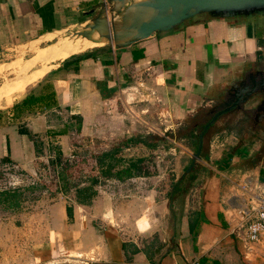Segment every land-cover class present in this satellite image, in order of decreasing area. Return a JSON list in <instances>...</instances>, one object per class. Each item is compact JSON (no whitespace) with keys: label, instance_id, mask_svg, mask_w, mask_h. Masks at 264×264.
I'll use <instances>...</instances> for the list:
<instances>
[{"label":"crops","instance_id":"obj_1","mask_svg":"<svg viewBox=\"0 0 264 264\" xmlns=\"http://www.w3.org/2000/svg\"><path fill=\"white\" fill-rule=\"evenodd\" d=\"M102 1L0 0V51L35 42L29 47L34 59L16 64L17 76L0 85V103L27 85L36 86L33 95L53 92L51 102L8 108L5 120L0 118V158L31 175H36V160L52 157L49 144L59 146L62 158L69 156L70 134L111 142L131 136L136 123H142L153 126L155 136L157 123L182 124L203 110L206 122L214 99L246 72L264 69V30L258 35L260 24L250 14L217 18L207 13L129 45L97 48L78 61L75 71L63 67L62 60L49 67V60L69 57L82 48L53 49L58 41L46 47L36 44L52 39V31L83 22ZM139 49L142 55L132 59V51ZM38 63L41 66L35 68ZM97 81L104 83L106 97ZM131 88L142 98L166 91L160 95V114L146 117L150 108L137 103L133 117L129 111L133 106L120 102ZM48 109L55 117L48 116ZM75 116L80 117L77 132L75 126L69 130ZM165 138L166 147L159 143L165 139L156 140L153 147L137 142L124 146L122 155L127 160L145 159L146 154L159 156L161 150L177 151L173 165L155 163L152 170L142 165L146 174L101 180L88 203H77L74 193L55 191L52 217L40 228L39 243L32 244L33 231L24 233L34 257L45 264H264V243L245 241L230 230L237 219L235 209L243 204L239 183L264 188L263 125L245 120L239 110L218 116L203 134L201 159L187 186H181L183 178L176 180L192 152L180 147L175 136ZM34 141L40 143L39 152ZM174 182L178 187L174 192L173 187L170 202ZM66 205L71 207L69 215ZM0 236L15 242L8 234ZM57 255L65 262H51ZM0 264L8 262L1 256Z\"/></svg>","mask_w":264,"mask_h":264},{"label":"rangeland","instance_id":"obj_2","mask_svg":"<svg viewBox=\"0 0 264 264\" xmlns=\"http://www.w3.org/2000/svg\"><path fill=\"white\" fill-rule=\"evenodd\" d=\"M89 16L81 23H77L76 25L65 27L60 32H57L54 34V39L52 36V39L46 40V41H40V43H37L36 45L40 47H46L51 42L55 41V38H58L63 35H72L77 30L81 29L86 23L87 19L93 15V13H88ZM200 14V13H198ZM199 16V15H195ZM261 28L258 30V35L262 33L264 30V20L261 19L258 22ZM35 44V42H25L21 44H17L14 46H10L8 49H3L0 52V85L4 83L6 80L14 79L18 72L16 71V64L24 63L25 60L28 62H31L34 59V52H32L30 46ZM96 46V45H95ZM86 47L82 49V52L85 50H90L93 47ZM97 46H100L99 48L107 47L104 46V43L98 44ZM78 54V53H76ZM62 59L59 60H49L46 62L48 66L50 67L53 64H56L57 62H60ZM41 63H38L36 67H40ZM130 79H132L130 77ZM135 85V84H134ZM44 86L46 88V85L44 83H41L40 87ZM27 85L24 87V89L20 92L13 93L11 95L5 96L4 99L1 100L0 103V118L2 120L3 116L6 114L5 111L8 108H12L14 110H18V108H15L13 105L16 102L15 100L18 98H21L24 94H28L32 91H35L34 86ZM132 90H129L127 94L128 97L126 99L120 100V102H126L131 104L133 107L131 109L130 107V114L134 115L137 114L136 105L137 103H140V105L146 106V108H150L149 112H145L143 115L146 117L149 116L150 118L154 116V114H160V111H158V107L162 106V100L160 99V95H167L166 91L165 93L162 92L161 94H156V97L150 96L147 98L146 96L142 98L140 94H138V90L135 88H131ZM128 98V100H127ZM216 101V100H215ZM213 100V102H215ZM118 106V109L121 108L119 99L115 102ZM207 110H203L200 113H195L194 116L187 118L186 122H183L182 124L177 125H167L166 123H157L154 125L156 129L155 136L159 139H165L163 141H159L161 145V148L163 146H168V141H166L165 137H171L175 136L178 140V144L180 147H187L191 150V152L195 149L196 142H197V133L201 129L202 122H204L205 116L203 113H206ZM132 112V113H131ZM156 112V113H155ZM54 111L52 109H48V116L49 117H55ZM203 114V116H202ZM137 116V115H136ZM149 118V119H150ZM71 122V129L73 130L72 126H75L73 120ZM66 124V122H64ZM60 125H57L59 127ZM61 127V126H60ZM153 126H147L142 125V123H136V125L133 128V134L131 136L136 137L139 136L137 134H142L147 132V135L140 136L143 139H146L149 137L152 131ZM56 128V127H55ZM166 128V129H164ZM191 129V131L189 130ZM142 132V133H140ZM188 132L189 137H188ZM126 138V137H119L114 141H106L103 138L97 139V138H90L86 135H69V141L66 142L67 146L69 147V156H65L66 159L71 161L70 163L74 162L73 165H71L66 171V180H67V191H65L66 195H70L72 192L71 186L76 183L84 182L85 175L89 171V167L91 164H93L92 154L95 152H99L100 150H107L111 148L112 145L117 143L119 140ZM54 145V143H52ZM178 146V148H179ZM67 150V149H66ZM50 154L53 155V149L51 148ZM68 152V150H67ZM141 153H146L145 151ZM177 154V151H174V153H169L168 151L161 150L159 153V156H153L151 154H146L143 157H145L144 161L141 162L142 165H146L145 169L152 170L155 163L158 164V166L168 165V164H174V156ZM44 157V156H43ZM48 159V158H47ZM78 159H81L80 162H77ZM43 162V163H42ZM176 163V170L178 171L180 169V165L178 164V161ZM35 165V171L36 175H31L27 173V171H24L20 168L19 165H15L14 162L10 161L9 159L0 158V188H6V187H14V186H31L27 187L22 191L20 205L16 209H3L0 206V235L4 236L9 235L15 242H9L7 239H2L0 236V257L2 256L4 260L8 262V264H45L44 261H41L40 259L34 257L35 254L32 253L30 250V247L28 246V238H25L24 233L29 232L32 233L33 241L32 244L35 242H38L40 237L38 234L40 233V228L46 224V219L48 217H52V206L51 202L54 200L52 199V196H54L55 191L53 190L55 185L57 183H60L61 181H56V177L54 175V172L51 171V166L49 165V162L47 160H36L34 162ZM48 166V169L47 167ZM171 166V165H170ZM145 167V166H144ZM184 170V169H183ZM182 170V172H183ZM180 173V175L182 174ZM189 174V173H188ZM183 176V180L181 182V186H187L189 185V179L187 178V175ZM178 175V177H180ZM105 180V179H102ZM55 182H57L55 184ZM179 195V194H178ZM175 194L172 197V200L174 199ZM15 227H23L22 230H14ZM26 230V231H25ZM29 230V231H27ZM7 237V236H6ZM28 239V240H26ZM27 242V244H25ZM30 243V242H29ZM39 243V242H38ZM27 248V251L24 249ZM34 249V248H33ZM15 257V259H14ZM56 258V257H55Z\"/></svg>","mask_w":264,"mask_h":264},{"label":"water","instance_id":"obj_3","mask_svg":"<svg viewBox=\"0 0 264 264\" xmlns=\"http://www.w3.org/2000/svg\"><path fill=\"white\" fill-rule=\"evenodd\" d=\"M145 9L152 11V15L148 18L144 17ZM260 10H264V0H103L87 12L93 13L87 19V23L68 36L72 37L71 42L77 40L74 37L80 36L92 41H102L107 47H122L150 37L156 32L171 29L198 13L227 18L234 15H248ZM100 29L104 31L101 32ZM136 31L139 32L138 35L127 38ZM121 38L123 39L118 40ZM238 80L231 84L221 97L214 99L216 101L209 107L208 111L212 114L198 131L191 159L176 182L190 173L198 159H201L203 134L218 116L239 110L245 120H251L255 126L264 127V69L246 72ZM176 182L173 183L169 193L170 202Z\"/></svg>","mask_w":264,"mask_h":264},{"label":"trees","instance_id":"obj_4","mask_svg":"<svg viewBox=\"0 0 264 264\" xmlns=\"http://www.w3.org/2000/svg\"><path fill=\"white\" fill-rule=\"evenodd\" d=\"M100 46L93 47L90 50H85L82 52H78V54H72L69 57H65L61 61V65L67 69H71L73 71L77 70L78 68V61L87 56L90 55L93 51H95ZM142 55L141 49L138 51H132V59H136L138 56ZM97 86L99 87L100 94L102 96L107 95V91L104 83L97 81ZM53 98V92L51 90L41 93L40 95H33V94H26L24 95L19 101L14 103V107H26L31 106L38 103H48L51 102V99ZM73 119V122L75 124V131L77 132L79 130V121L80 117L75 116ZM202 127V125H201ZM191 131V129L189 128ZM59 133V131H58ZM188 132V137H189ZM158 139L157 136L150 135L146 139H143L140 136H129L126 138H123L119 140L117 143L111 146V148L107 150H100L99 152H95L92 154L93 164L90 165L89 171L85 175L84 182L76 183L71 186L70 189H72L74 193V199L77 203H88L90 199L96 194V189L94 187L95 184H97L102 179H123L125 177L142 173L146 174V170L142 168L141 162H143L144 158L141 157H135L132 159H124V156L122 155V148L124 146H127L129 144H134L137 142L142 143V145L146 147H153L155 146L156 140ZM53 149V155L52 157L48 158L49 165L51 166L52 173L54 172V175L56 177V181L60 180V183L55 182L54 191H60L62 193H65L67 191V178H66V170L73 165L74 162L70 163L68 159L62 158V153L58 145H51L49 144L48 150ZM5 150L6 153L8 151L7 142L5 141ZM34 150L36 152L40 151V143L34 141ZM81 159H78L77 162H80ZM187 178H191V174L189 173L187 175ZM31 187L29 185L27 186H14V187H6V188H0V206L3 209H16L20 205L21 200V194L22 191L27 188ZM178 183L174 185V190L177 189ZM66 213L69 215L71 213V207L68 205L65 206Z\"/></svg>","mask_w":264,"mask_h":264},{"label":"built area","instance_id":"obj_5","mask_svg":"<svg viewBox=\"0 0 264 264\" xmlns=\"http://www.w3.org/2000/svg\"><path fill=\"white\" fill-rule=\"evenodd\" d=\"M238 186L243 194V204L236 207L237 219L230 230L240 234L245 241L264 243V188L259 184L250 186L247 181ZM63 257L54 256L51 262H65Z\"/></svg>","mask_w":264,"mask_h":264},{"label":"bare ground","instance_id":"obj_6","mask_svg":"<svg viewBox=\"0 0 264 264\" xmlns=\"http://www.w3.org/2000/svg\"><path fill=\"white\" fill-rule=\"evenodd\" d=\"M143 14H144L145 18H148V17H150L152 15V11L149 10V9H145L143 11ZM61 30L62 29L55 30V31H52L51 33H53V35H54L57 32H60ZM100 31L103 32L104 29H100ZM94 34H97V33L94 32ZM138 34H139V32L136 31V32L132 33L131 35H128L127 38H129V36H134V35H138ZM70 38H72V37L71 36H67V35H63V36H60L58 38H55V41H58V42L52 48L56 49V50H61V49L71 48V47H74V46H77V47L79 46L82 49H84L86 47H92V46H95V45L97 46L98 44L102 43V41H100V42H97V41H94V40L92 41L91 39L82 38L80 36L74 37L77 40H75L74 42H71ZM53 39H54V36H53ZM122 39L123 38L118 39V40H122Z\"/></svg>","mask_w":264,"mask_h":264},{"label":"flooded vegetation","instance_id":"obj_7","mask_svg":"<svg viewBox=\"0 0 264 264\" xmlns=\"http://www.w3.org/2000/svg\"><path fill=\"white\" fill-rule=\"evenodd\" d=\"M250 16L252 17V19H255L256 22H259L261 19L264 20V10H260V11H253Z\"/></svg>","mask_w":264,"mask_h":264}]
</instances>
